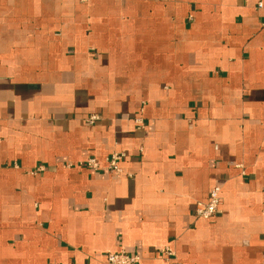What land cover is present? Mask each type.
Returning <instances> with one entry per match:
<instances>
[{"label":"crops","instance_id":"1","mask_svg":"<svg viewBox=\"0 0 264 264\" xmlns=\"http://www.w3.org/2000/svg\"><path fill=\"white\" fill-rule=\"evenodd\" d=\"M166 245L264 264V0H0V264Z\"/></svg>","mask_w":264,"mask_h":264},{"label":"built area","instance_id":"2","mask_svg":"<svg viewBox=\"0 0 264 264\" xmlns=\"http://www.w3.org/2000/svg\"><path fill=\"white\" fill-rule=\"evenodd\" d=\"M98 118V115L93 114L90 116L89 121L93 123L98 120ZM124 157L125 154L123 152L115 151L107 156L103 162L96 157H90L81 162L80 166L88 167L94 170H99L103 167H106L117 174H122L124 170L121 167L120 162ZM68 166H72V164H68ZM44 170V166H39L30 172L37 174ZM220 204L221 188L215 187L211 190L210 196L206 202H198L196 204L195 216L203 219L211 218L217 213ZM159 254L166 264H181L178 260L177 254L171 246L166 245L160 248ZM106 260L107 264H139V262L142 260V256L139 254H129L126 251H121L118 253H109Z\"/></svg>","mask_w":264,"mask_h":264}]
</instances>
